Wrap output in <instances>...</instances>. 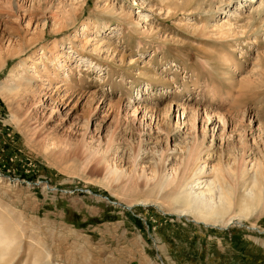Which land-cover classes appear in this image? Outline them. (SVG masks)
I'll return each mask as SVG.
<instances>
[{"label":"rangeland","instance_id":"obj_1","mask_svg":"<svg viewBox=\"0 0 264 264\" xmlns=\"http://www.w3.org/2000/svg\"><path fill=\"white\" fill-rule=\"evenodd\" d=\"M84 1L0 0L3 264H264L263 0ZM196 139L207 224L166 186Z\"/></svg>","mask_w":264,"mask_h":264},{"label":"bare ground","instance_id":"obj_2","mask_svg":"<svg viewBox=\"0 0 264 264\" xmlns=\"http://www.w3.org/2000/svg\"><path fill=\"white\" fill-rule=\"evenodd\" d=\"M161 1L167 2L168 0ZM84 3L87 4L88 0H85ZM261 7H264V0L261 3ZM63 16H65L64 18L66 20L70 19V15L63 14ZM85 28L87 30V26H85ZM232 33L231 24H224L219 36L229 37ZM177 109L179 110V107ZM198 116L200 115L197 114V117ZM204 130L207 129L204 128ZM196 140L194 144L188 148V151L184 153L185 156L182 157L181 161L172 168V173L169 176L166 186L171 188L175 193V201L182 204L179 211L180 216L191 214L195 217L197 222L207 224L231 212L232 207L236 203L235 193L225 186L222 181L225 177L216 168L211 169V174H215V176L208 177V179L201 177L205 172V167H202L200 164L202 157L198 149V139ZM260 198L261 197L256 196L253 190L245 189L241 192L240 201L245 204L246 209L251 210L250 208L257 206ZM235 219L236 218L233 217L230 221ZM229 222H227V224ZM0 235L6 234L0 229ZM14 242V238L10 235H8V237L6 236L5 239L0 238V248L2 247L4 250L0 252V264H3L6 254H8L7 251L14 245Z\"/></svg>","mask_w":264,"mask_h":264}]
</instances>
